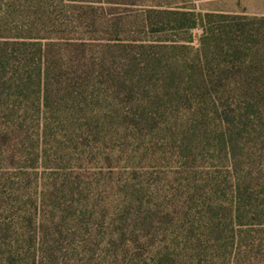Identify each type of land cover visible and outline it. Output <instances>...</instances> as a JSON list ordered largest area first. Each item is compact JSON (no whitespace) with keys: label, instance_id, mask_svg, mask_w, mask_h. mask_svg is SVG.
<instances>
[{"label":"trees","instance_id":"trees-1","mask_svg":"<svg viewBox=\"0 0 264 264\" xmlns=\"http://www.w3.org/2000/svg\"><path fill=\"white\" fill-rule=\"evenodd\" d=\"M0 264H264V15L0 0Z\"/></svg>","mask_w":264,"mask_h":264},{"label":"rangeland","instance_id":"rangeland-1","mask_svg":"<svg viewBox=\"0 0 264 264\" xmlns=\"http://www.w3.org/2000/svg\"><path fill=\"white\" fill-rule=\"evenodd\" d=\"M148 4L158 0H146ZM166 5L188 6L197 11H225L248 15H264V0H162ZM200 29L193 31L194 44L198 43Z\"/></svg>","mask_w":264,"mask_h":264}]
</instances>
